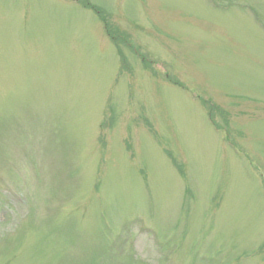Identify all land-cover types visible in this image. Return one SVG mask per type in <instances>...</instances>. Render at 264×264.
<instances>
[{
  "label": "rangeland",
  "instance_id": "1",
  "mask_svg": "<svg viewBox=\"0 0 264 264\" xmlns=\"http://www.w3.org/2000/svg\"><path fill=\"white\" fill-rule=\"evenodd\" d=\"M146 259L264 264V0H0V264Z\"/></svg>",
  "mask_w": 264,
  "mask_h": 264
}]
</instances>
